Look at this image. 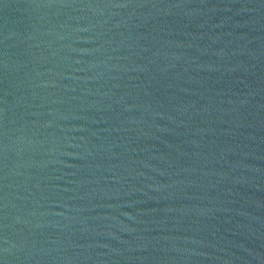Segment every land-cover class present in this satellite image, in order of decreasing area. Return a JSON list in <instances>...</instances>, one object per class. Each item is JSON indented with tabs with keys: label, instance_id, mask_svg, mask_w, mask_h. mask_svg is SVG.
Wrapping results in <instances>:
<instances>
[{
	"label": "water",
	"instance_id": "water-1",
	"mask_svg": "<svg viewBox=\"0 0 264 264\" xmlns=\"http://www.w3.org/2000/svg\"><path fill=\"white\" fill-rule=\"evenodd\" d=\"M0 264H264V0H0Z\"/></svg>",
	"mask_w": 264,
	"mask_h": 264
}]
</instances>
